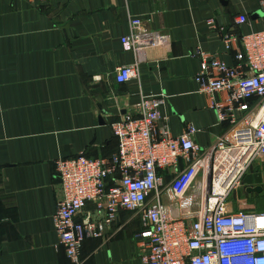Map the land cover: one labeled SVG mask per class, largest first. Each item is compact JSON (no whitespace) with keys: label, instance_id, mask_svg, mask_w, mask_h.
Masks as SVG:
<instances>
[{"label":"crops","instance_id":"0c3cea01","mask_svg":"<svg viewBox=\"0 0 264 264\" xmlns=\"http://www.w3.org/2000/svg\"><path fill=\"white\" fill-rule=\"evenodd\" d=\"M261 13L259 0H0V264H71L53 225L55 161L114 154L110 124L142 94L163 99L172 136L192 125L201 148L224 136L231 126L218 124L198 93L200 63L192 54L199 47L233 66L240 43L227 50L224 38L264 33ZM242 15L248 22L235 26ZM130 18L164 32L171 44L168 52L150 51L136 76L117 84V70L134 63L120 41ZM260 182L251 173L244 179L246 187ZM251 195L242 201L239 194L235 207ZM140 230L139 220L122 212L101 239L82 244L81 258L140 264Z\"/></svg>","mask_w":264,"mask_h":264},{"label":"built area","instance_id":"2783aa9c","mask_svg":"<svg viewBox=\"0 0 264 264\" xmlns=\"http://www.w3.org/2000/svg\"><path fill=\"white\" fill-rule=\"evenodd\" d=\"M259 6L264 13V0ZM247 22L245 15L234 19L235 26ZM129 29L120 41L134 63L117 70V84L134 78L150 51L168 52L171 44L164 32L144 30L139 18L129 19ZM236 40L233 66L199 47L192 54L200 63L198 93L209 99L217 123L231 126L214 144L198 146L192 125L172 136L163 99L142 94L110 124L114 154L55 161L53 225L71 264H85L82 244L101 239L122 212L141 224L140 264H264V212L246 202L235 207L252 170L264 184V33L227 36L226 49Z\"/></svg>","mask_w":264,"mask_h":264},{"label":"rangeland","instance_id":"374dc122","mask_svg":"<svg viewBox=\"0 0 264 264\" xmlns=\"http://www.w3.org/2000/svg\"><path fill=\"white\" fill-rule=\"evenodd\" d=\"M252 171L251 173H253ZM259 186L262 187V192L260 194H252L251 197L248 198V205H252L255 211L264 212V184H259ZM241 193L240 191V194Z\"/></svg>","mask_w":264,"mask_h":264},{"label":"water","instance_id":"95a60500","mask_svg":"<svg viewBox=\"0 0 264 264\" xmlns=\"http://www.w3.org/2000/svg\"><path fill=\"white\" fill-rule=\"evenodd\" d=\"M261 15V17H264V14H258ZM245 192L247 194H260L262 192V187L261 186H255V187H248L245 189Z\"/></svg>","mask_w":264,"mask_h":264},{"label":"trees","instance_id":"16d2710c","mask_svg":"<svg viewBox=\"0 0 264 264\" xmlns=\"http://www.w3.org/2000/svg\"><path fill=\"white\" fill-rule=\"evenodd\" d=\"M258 196V195H257ZM259 212V211H258Z\"/></svg>","mask_w":264,"mask_h":264}]
</instances>
